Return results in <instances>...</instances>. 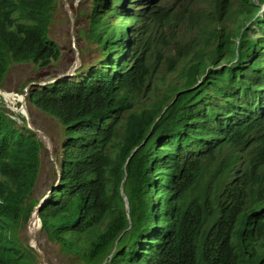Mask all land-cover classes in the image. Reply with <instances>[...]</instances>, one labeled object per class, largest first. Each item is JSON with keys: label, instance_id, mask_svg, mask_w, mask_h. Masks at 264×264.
<instances>
[{"label": "trees", "instance_id": "obj_1", "mask_svg": "<svg viewBox=\"0 0 264 264\" xmlns=\"http://www.w3.org/2000/svg\"><path fill=\"white\" fill-rule=\"evenodd\" d=\"M85 1L74 78L25 98L64 131L40 232L74 264H264V0ZM57 7L0 0V88L60 60ZM43 148L0 96V264H40L19 234Z\"/></svg>", "mask_w": 264, "mask_h": 264}, {"label": "rangeland", "instance_id": "obj_2", "mask_svg": "<svg viewBox=\"0 0 264 264\" xmlns=\"http://www.w3.org/2000/svg\"><path fill=\"white\" fill-rule=\"evenodd\" d=\"M254 1L257 2L256 0ZM66 2L68 4L67 8H65L63 0H58V7L49 31V37L55 41L61 49L60 60L45 68L38 69L35 68L32 63L12 64L4 77L0 91L15 93V95L20 96L19 91L21 88L30 82H47L60 75H71L75 71V69H73L76 58L75 51L77 50V46L80 48L84 47L83 41L76 39L77 30L84 26L85 19L81 17L74 22L72 19V11L78 12V9L87 10L88 3L85 0H66ZM191 4L195 14H197V11H202L204 13H209L210 11V0H195ZM259 15L264 17V4L262 5V11ZM204 23H207V21L204 20ZM95 56L96 52H86L83 56V65L92 61ZM79 66L80 60L78 59V67ZM163 74H165L168 80L175 79L177 76V72L163 71ZM69 78L74 77L72 76ZM162 88H164V86H162ZM10 102L12 105L7 103L6 100L4 103L8 110L20 115L21 113L19 114L18 112V109H20L19 101L18 103H13V101L10 100ZM26 107L28 109L31 124L47 136V138H45L42 135H36V137L42 141L44 148L40 150L39 173L31 196L37 200H42L40 198L42 196L43 198L47 196L49 194L48 190L55 183L57 175L55 164H57L58 158H60L61 155L64 131L56 119L42 113L34 107L28 105H26ZM14 118L17 119L16 117ZM50 141L52 142V149L49 148ZM19 236L27 244L31 242L34 236L40 250L45 256L47 264H74L73 258L65 254L58 244L47 241L45 235L40 232V228H38L35 234L30 235L28 224H26ZM40 264H42L41 260Z\"/></svg>", "mask_w": 264, "mask_h": 264}, {"label": "water", "instance_id": "obj_3", "mask_svg": "<svg viewBox=\"0 0 264 264\" xmlns=\"http://www.w3.org/2000/svg\"><path fill=\"white\" fill-rule=\"evenodd\" d=\"M67 3L65 1V8H67ZM70 14V12H69ZM78 55V52H76V56ZM78 68V58H76L75 60V63H74V67L73 69H77ZM74 73V72H73ZM73 73L70 75V74H64V75H60L50 81H47V82H40V83H37V82H31L29 83L25 88H24V94L21 97V100H20V109L19 111L22 113V115L25 117V120H26V124H27V127L32 130L34 132L35 135H42L44 136L45 138H47V136L45 134H43L42 132H40L39 130H37L32 124H31V121H30V117H29V113H28V110H27V107H26V103H25V97H26V92L28 91V88H30L31 86H44V85H47V84H51V83H54L60 79H63V78H68L69 76H72ZM177 97V96H175ZM49 148L52 149V142L50 141V145H49ZM55 168L57 169V165L55 164ZM57 180L60 179V174H59V171H57ZM53 188L49 191L52 192ZM122 194V197L124 198L125 200V207H126V210H128V204H127V201L125 199V196ZM48 196H45L39 203L38 205L34 208V210L32 211V214L29 218V221H28V226H29V223H30V220L32 218V215L35 214L37 220L39 221V224H40V220H39V217H38V214L40 212V209L41 207L43 206V204L45 203L46 199H47ZM40 228V226H39ZM29 246L31 248L34 249V251H36V253L38 254L42 264H47L46 262V259H45V256L43 254V252L40 250L39 246H38V243L36 242V238L33 236L31 242L29 243Z\"/></svg>", "mask_w": 264, "mask_h": 264}, {"label": "bare ground", "instance_id": "obj_4", "mask_svg": "<svg viewBox=\"0 0 264 264\" xmlns=\"http://www.w3.org/2000/svg\"><path fill=\"white\" fill-rule=\"evenodd\" d=\"M1 94L4 98V100H6V102L11 104V105H12V103L10 102V100L13 101V103L14 102L18 103V101L20 102V100H21V97H19L18 95H15V93L2 92ZM39 226H40L39 221L37 220L35 214H33L32 218L30 220L29 226H28V230H29L30 235L35 234L37 232Z\"/></svg>", "mask_w": 264, "mask_h": 264}, {"label": "clouds", "instance_id": "obj_5", "mask_svg": "<svg viewBox=\"0 0 264 264\" xmlns=\"http://www.w3.org/2000/svg\"><path fill=\"white\" fill-rule=\"evenodd\" d=\"M63 1H64V6H65V1H66V0H63ZM66 3H67V2H66ZM67 5H68V4H67ZM72 19H73V17H72ZM56 44H57V43H56ZM76 52H78V50L75 51V54H76ZM76 58L79 59L78 55L76 56ZM76 58H75V60H76ZM57 62H58V61H57ZM74 63H75V61H74ZM53 64H54V63H53ZM73 67H74V66H73ZM77 69H78V68H77ZM77 69H76V70H77ZM76 70H75V71H76ZM75 71H74V73H75ZM74 73H73V75H74ZM73 75H72V76H73ZM72 76H69V77H72ZM57 77H58V76H57ZM69 77H68V78H69ZM55 78H56V77H55ZM68 78H63V79H68ZM53 79H54V78H53ZM51 80H52V79H51ZM60 80H62V79H60ZM49 81H50V80H49ZM58 81H59V80H58ZM33 82H34V81H33ZM30 83H31V82H30ZM28 84H29V83H28ZM51 84H52V83H51ZM47 85H48V84H47ZM44 86H45V85H44ZM31 87H32V86H31ZM1 93H2V92L0 91V96H1ZM23 94H24V90H23ZM23 94H22V95H23ZM25 94L27 95V92H26ZM22 95H20V96H22ZM20 96H19V97H20ZM1 98H2V96H1ZM25 98H26V97H25ZM2 100H3V102L5 103L4 98H2ZM19 103H20V102H19ZM25 103H26V99H25ZM27 110H28V109H27ZM18 112H19V114L21 113V112L19 111V109H18ZM20 115H21L22 117H24V116L22 115V113H21ZM24 119H25V117H24ZM56 165H57V164H56ZM57 171H58V169H56V173H57ZM57 182H58V180H57ZM47 196H48V195H47ZM47 198H48V197H47ZM42 199H43V198H42ZM40 201H41V200H40ZM31 214H32V213H31ZM40 228H41V223H40Z\"/></svg>", "mask_w": 264, "mask_h": 264}]
</instances>
